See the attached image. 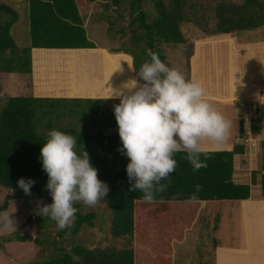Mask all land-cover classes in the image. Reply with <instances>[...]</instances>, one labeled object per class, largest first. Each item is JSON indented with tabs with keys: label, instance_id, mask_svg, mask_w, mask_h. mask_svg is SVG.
Returning a JSON list of instances; mask_svg holds the SVG:
<instances>
[{
	"label": "trees",
	"instance_id": "trees-1",
	"mask_svg": "<svg viewBox=\"0 0 264 264\" xmlns=\"http://www.w3.org/2000/svg\"><path fill=\"white\" fill-rule=\"evenodd\" d=\"M27 2L28 44L16 51L9 36V29L15 23L17 15L14 10L0 4V12L9 16L7 21L0 23V73L30 75V51L34 50L33 59L41 68L57 69L59 66L67 74L66 95H77L76 58L74 52L78 49H94L85 34L81 15L87 11V6L100 3L107 6H118L121 0H25ZM171 9L167 10L160 2L154 3L156 15L146 21V15L140 10V0H129L127 6L128 25L136 24L140 32L131 29L129 49H113L112 53H124L132 58L133 75L139 72L142 63L149 61L147 50L157 53L161 61L164 57L159 53L157 45L185 44L179 26L188 19L181 13L184 0H170ZM243 5H226L221 3L215 10L217 20L210 35L212 41L233 40L231 35L238 31L252 30L264 25V1L243 0ZM207 43V42H205ZM231 43V42H230ZM75 50V51H67ZM77 50V51H76ZM94 52L92 50H86ZM186 74L188 79L187 61L191 55L190 48H185ZM116 65H122L129 72V59L126 55H112ZM38 68V67H36ZM51 74V73H49ZM130 74V72H129ZM57 75V74H56ZM54 80L49 81L52 83ZM141 84L143 81H139ZM65 85V84H64ZM62 86V85H61ZM60 90V86H53ZM41 90V86H40ZM64 90V89H61ZM134 91V90H133ZM42 92V91H41ZM46 93H48L46 91ZM74 93V94H71ZM101 103L99 99H49L29 97H9L0 107V187L11 194H6L0 205L4 211L8 200L28 198H47L52 201L46 190L47 174L43 171L40 152L46 141V134L58 130L74 136L77 140L76 151L88 153L92 167L97 170V177L104 182L110 191L100 200L110 212V231L113 236L127 238L128 248L120 252L89 251L79 245H73L69 251L63 248L58 253L35 264H172L173 244L183 241L184 234L193 224L197 212L206 202L242 201L249 197L247 185H237L231 180L235 166V158L245 152V146L236 145L229 151L204 152L210 158L201 160L207 163L206 168L194 171L184 158V153L175 155L176 170L168 180L164 193L156 195L152 203L141 199L139 191L130 192L126 165L129 159L118 149L122 144L118 132L109 131L110 126L104 122L99 126L93 122ZM63 105L59 111L57 105ZM89 112L91 127L61 126L59 119L70 114L63 113L68 107L83 109ZM254 113L264 119V107L255 106ZM92 115V116H91ZM258 120L252 122L250 132L256 131ZM103 129L102 131L99 129ZM242 121H237V130L242 132ZM33 180L35 183L26 195L18 187L17 181ZM200 185L201 191L195 193L196 202H189L195 192V186ZM261 196L264 199V170L260 178ZM80 203L76 202V219L71 228H65L64 233L73 235L81 226H92L94 215L78 212ZM41 217L37 218L39 220ZM49 218V217H48ZM31 241L28 237H18L9 234L6 241ZM37 242V241H36ZM132 244V246H131Z\"/></svg>",
	"mask_w": 264,
	"mask_h": 264
},
{
	"label": "rangeland",
	"instance_id": "rangeland-1",
	"mask_svg": "<svg viewBox=\"0 0 264 264\" xmlns=\"http://www.w3.org/2000/svg\"><path fill=\"white\" fill-rule=\"evenodd\" d=\"M128 1L129 0H121L116 7L109 4L104 6L103 3H92L87 6V11L81 15V19L86 37L94 43L96 48L104 49L108 53L113 54L111 52L113 49H129L131 47L130 30L135 29L136 24L133 26L128 25ZM258 1L263 2L264 0ZM156 2H160L167 10L171 9L172 3L170 0H140V10L146 15V21L151 20L156 15L154 8V3ZM221 3L226 5L244 4L243 0H184L181 13L185 19H188V22L181 23L179 31L185 40V44L165 45L160 43L157 45L159 53L164 57L163 62L168 67L179 70L184 76L186 74L185 48H190L191 55L187 61L188 80H191L189 63L193 56V76L195 75V63L200 61L202 56V62H206L205 64L209 71H212V64L216 61L213 59V56H220V61H217L215 66H220L221 63L225 64L228 62L227 56L230 55L228 53L230 49L233 48V46H231L232 44L228 41L208 42V40L213 39L210 33L217 20L215 10ZM0 4L8 6L14 10L17 15L15 23L9 29V36L15 50L18 51L27 46L29 40L27 2L25 0H0ZM8 18L9 16L0 12V23L7 21ZM135 30L137 34L140 32L138 28ZM231 37L235 45L239 48L262 44L264 43V25L252 30L235 32ZM104 50L96 49V51L92 50L94 51L92 53L86 50H76L77 52H74L77 62L76 73L78 76L76 80L77 95H67L68 97L91 98L101 96L107 98L110 94V89L120 90L122 85L132 80L127 69L122 65H116L115 62L112 61V55H108ZM223 50H227L228 53L222 55L221 52ZM236 54L238 53L232 52V55ZM205 64L202 63V65ZM197 66L199 65L197 64ZM66 74L67 71L65 70V75L63 77L65 82L60 86L61 89H64L62 90L64 92L66 91V82L68 81V79L65 78ZM211 74V72H207V76ZM54 77L58 78L57 75L53 74L47 76L50 82L54 80ZM56 81L57 79L52 83L40 81V86L44 84V86H41L42 93L55 89L53 86H56L54 85ZM28 83L29 80L25 75L17 73H0V107L9 97H29L27 88L29 85ZM237 84V78L229 74L228 87L234 89ZM124 91L127 90L125 89ZM53 93L58 94L55 92ZM117 104H119V101L101 99L93 122L98 126L100 123L104 122L106 125L110 126L109 131L118 132V125L115 121L113 110L114 105ZM57 106L59 111L63 110V105L59 104ZM247 106L249 107L250 105ZM255 106H257V104L252 103L249 110L247 108H240L235 121L236 130L238 119L241 118L244 120L245 118V121L250 120L251 118H247V115ZM84 107L85 106H83V109L76 108L72 110L68 107L63 113L68 112L70 116L66 118L64 116L59 119L61 126H73L76 129H82V126L85 125L89 129L92 125V120L89 118L88 110ZM99 130L102 131L103 129L101 128ZM247 144L251 143L248 142ZM263 156L264 148L259 151V157L263 159ZM241 158L242 160H247L249 157L247 155H242ZM6 194L11 193L0 187V205ZM52 202L53 201L47 198L8 200L6 209L0 211V215L6 214L10 216L13 227L6 226V224L0 220V264H35L57 254L59 248L69 251L73 245H79L93 253L97 251L120 252L128 248L126 237H115L112 235L110 231V212L103 202L99 201L93 207L86 206L82 202H79L78 212L80 214L91 212L94 215L91 221L92 226L88 227L83 225L77 233L73 235L64 233L61 236L59 233L63 230L57 227L55 221H52L47 216H42V218L37 220V218L41 217V215H39V208L44 205H50ZM217 206L221 207L219 214H222L221 211L224 210L225 207L230 206V204L226 202H221V204L206 202L203 204L192 227L184 235L183 241L178 244H173L172 264H213V248L215 246H224L227 242H232L235 245L240 241V234L236 229L232 230L230 240L217 238L214 235L216 218L215 215H213V210L217 209ZM9 234H15L18 237H28L31 241L19 242L14 239L6 241Z\"/></svg>",
	"mask_w": 264,
	"mask_h": 264
},
{
	"label": "clouds",
	"instance_id": "clouds-1",
	"mask_svg": "<svg viewBox=\"0 0 264 264\" xmlns=\"http://www.w3.org/2000/svg\"><path fill=\"white\" fill-rule=\"evenodd\" d=\"M147 55L150 60L142 63L136 78L120 90L110 89L106 99L120 101L113 110L122 144L118 151L129 159L126 165L132 185L129 191L141 192V199L152 203L169 186L161 181L168 180L176 170L175 155L184 153L194 171L206 168L207 163L201 160L202 142H224L230 122L207 102L206 89L199 82L188 80L179 70L168 67L151 49ZM76 144L74 136L51 130L40 152L42 168L48 176L46 190L53 202L40 207L39 215L55 221L61 230L73 226L76 202L93 207L110 191L98 179L88 153L84 150L77 153ZM209 158L204 154L205 161ZM34 183L17 181L26 195ZM200 191L201 186L196 185L189 202H196L195 193ZM0 220L13 227L10 216L0 215Z\"/></svg>",
	"mask_w": 264,
	"mask_h": 264
},
{
	"label": "crops",
	"instance_id": "crops-1",
	"mask_svg": "<svg viewBox=\"0 0 264 264\" xmlns=\"http://www.w3.org/2000/svg\"><path fill=\"white\" fill-rule=\"evenodd\" d=\"M230 42L233 48L230 49L229 53L227 50L221 52L222 55L224 53L230 54L227 56L228 62L225 64L221 63L220 66H215L217 61H220V56H213V59L216 61L212 64V71L207 69L206 62H202L203 56L200 61L195 63L194 76L192 73V59L194 56L191 57L189 63L191 80L199 82L206 89L205 99L207 102L221 112L230 122L227 139L222 143H213L211 141L202 142L204 152L229 151L236 145H243L245 146V152L242 155H247L249 157L247 160H242V155H238L235 158V166L231 175V180L234 184L247 185L249 187L248 199L242 201H221L230 204V206L225 207V209L221 211L222 214H219L221 208L219 206L216 207L217 209L213 210V215H215L216 218L214 235L217 238L230 240L232 230L236 229L240 234V241L235 245L232 242H227L224 246H215L213 248V264H264V199L261 196L260 186V178L264 170V156L263 159L259 157L260 149L264 148V119H260L258 115L253 114V107L252 111L247 115V118H251L250 120L245 121L243 116L244 120L241 118L238 119L242 121L243 130L241 133L237 132L235 122L240 108H247L249 110L252 103L264 107V43L239 48L235 45L233 40H230ZM96 49L104 50L98 47L94 49L78 50ZM34 50L45 49H31L30 51L31 68L30 75L27 76L29 80V85L27 87L29 96L33 98L49 99H103L107 101H119V98L106 99L101 96L91 98L68 97L61 89H53L48 91V93H42L40 90V81L48 83L49 80L47 76H50V71L53 75L57 74L58 78L54 77V80L57 79L54 83L56 87L61 86L65 82L63 79L65 71L61 66L51 70L47 67L41 68L42 70L39 71V66L35 64V59L32 57V52ZM105 52L108 55L120 54L128 56L130 76L131 79H134L132 61L129 55L124 53L111 54L107 51ZM232 52L238 54L232 55ZM202 63L205 65H202ZM197 64L199 66H197ZM207 72H211L212 74L207 76ZM229 74L237 78L238 84L234 89L228 87ZM41 86H44V84ZM53 92L58 94H54ZM246 104L250 106L248 107ZM257 120L258 125H256V131L251 133V123ZM248 142L251 144H247ZM221 202L216 203L221 204Z\"/></svg>",
	"mask_w": 264,
	"mask_h": 264
},
{
	"label": "bare ground",
	"instance_id": "bare-ground-1",
	"mask_svg": "<svg viewBox=\"0 0 264 264\" xmlns=\"http://www.w3.org/2000/svg\"><path fill=\"white\" fill-rule=\"evenodd\" d=\"M219 41V40H218Z\"/></svg>",
	"mask_w": 264,
	"mask_h": 264
}]
</instances>
